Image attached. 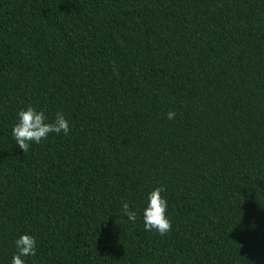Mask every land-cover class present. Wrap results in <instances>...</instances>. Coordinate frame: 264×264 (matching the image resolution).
I'll return each instance as SVG.
<instances>
[{
  "label": "trees",
  "instance_id": "obj_1",
  "mask_svg": "<svg viewBox=\"0 0 264 264\" xmlns=\"http://www.w3.org/2000/svg\"><path fill=\"white\" fill-rule=\"evenodd\" d=\"M27 106L69 133L23 153ZM20 234L26 264H264V0H0V264Z\"/></svg>",
  "mask_w": 264,
  "mask_h": 264
},
{
  "label": "clouds",
  "instance_id": "obj_2",
  "mask_svg": "<svg viewBox=\"0 0 264 264\" xmlns=\"http://www.w3.org/2000/svg\"><path fill=\"white\" fill-rule=\"evenodd\" d=\"M175 112L168 111L167 119L173 120ZM52 133L67 135L69 124L61 112H57L55 118L49 121L42 109L27 106L16 112V121L11 129V136L15 140V145L23 151H27L30 144H39L48 138ZM164 187L158 186L151 191L143 193V208L141 218L145 231L154 232L160 236L165 235L171 228L168 219L167 200L161 195ZM121 212L131 222H135L137 215L135 211H130L127 204H123ZM15 253L11 257L10 264H26L25 258L36 255L37 241L30 234H20L14 241Z\"/></svg>",
  "mask_w": 264,
  "mask_h": 264
}]
</instances>
